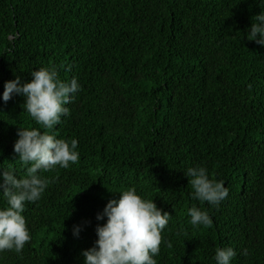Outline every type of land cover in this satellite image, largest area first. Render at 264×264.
<instances>
[{
    "label": "trees",
    "instance_id": "obj_1",
    "mask_svg": "<svg viewBox=\"0 0 264 264\" xmlns=\"http://www.w3.org/2000/svg\"><path fill=\"white\" fill-rule=\"evenodd\" d=\"M261 11L264 0H0V94L40 68L81 85L52 130L22 96L0 100V171L26 174L18 128L76 139L79 152L68 168L38 172L49 183L22 213L31 239L0 264H83L105 222L97 214L129 188L171 217L157 264H215L226 247L231 264H264V47L247 39ZM191 167L228 196L193 199ZM193 206L210 225L189 223Z\"/></svg>",
    "mask_w": 264,
    "mask_h": 264
},
{
    "label": "clouds",
    "instance_id": "obj_2",
    "mask_svg": "<svg viewBox=\"0 0 264 264\" xmlns=\"http://www.w3.org/2000/svg\"><path fill=\"white\" fill-rule=\"evenodd\" d=\"M247 39L264 47V11L252 18ZM30 82L21 83L17 76L4 83L0 100L7 103L14 95L24 98V111L42 129L52 130L67 117L71 103L81 90L77 78L68 82L59 79L54 68H40L31 72ZM18 139L13 151L26 167L23 178L12 171H0V252L20 253L31 239L22 213L26 203L38 201L48 186V179L39 171L68 168L79 160L78 141L56 138L55 134L38 128H18ZM185 175L191 179L192 198L209 205H218L228 196L224 182L211 180L204 167L188 168ZM189 223L193 227L211 224L206 211L193 206L188 210ZM170 215L158 208L153 200L143 199L134 188L119 193L118 199L109 200L96 216L97 239L94 245L82 252L83 264H157L154 257L160 252L161 233L167 227ZM81 228L74 226L73 235L78 237ZM171 245L169 244V247ZM242 254H247L244 250ZM236 252L231 247L217 248L215 264H231Z\"/></svg>",
    "mask_w": 264,
    "mask_h": 264
}]
</instances>
